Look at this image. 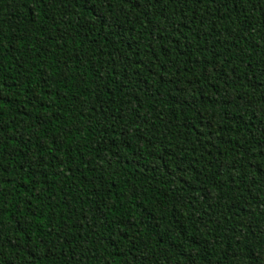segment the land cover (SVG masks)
<instances>
[{
	"label": "trees",
	"instance_id": "1",
	"mask_svg": "<svg viewBox=\"0 0 264 264\" xmlns=\"http://www.w3.org/2000/svg\"><path fill=\"white\" fill-rule=\"evenodd\" d=\"M0 264H264V0H0Z\"/></svg>",
	"mask_w": 264,
	"mask_h": 264
}]
</instances>
